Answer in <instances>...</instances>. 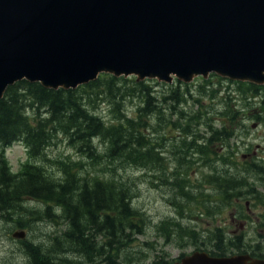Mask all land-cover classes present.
<instances>
[{
  "label": "water",
  "instance_id": "obj_1",
  "mask_svg": "<svg viewBox=\"0 0 264 264\" xmlns=\"http://www.w3.org/2000/svg\"><path fill=\"white\" fill-rule=\"evenodd\" d=\"M101 73L263 84L264 0H0V98L22 79L68 89ZM172 264L264 259L194 251Z\"/></svg>",
  "mask_w": 264,
  "mask_h": 264
},
{
  "label": "rangeland",
  "instance_id": "obj_2",
  "mask_svg": "<svg viewBox=\"0 0 264 264\" xmlns=\"http://www.w3.org/2000/svg\"><path fill=\"white\" fill-rule=\"evenodd\" d=\"M143 81L149 86V90L144 92L134 87L133 82H126L124 85L123 83L117 85V87H123L119 90L121 91L119 94L116 89H113L112 93L114 94L111 95H107L106 91L100 92L98 95L92 94L90 102L84 104V110L86 109L94 116L101 118L107 124L116 120L118 116L130 117L134 115L138 108L143 107L144 100L147 98L153 110L146 115L148 128L144 130L143 135L152 147L153 145L157 146L158 150L156 155L153 152L148 166L141 167L133 164L130 160L111 157L107 154V144L103 143L99 136H95L91 140L92 149H89L85 145L73 146L69 143L68 137L63 136V133L59 131L55 133L54 138L56 139L44 150L47 157L52 160L67 159V157L71 159L77 168L74 171L75 185L88 186V183L93 182H101L110 186L113 184L116 189L125 188L131 195V205L144 214L142 232L136 236L130 247L121 252V257H125V253L129 255L127 258L132 260V264H150L152 261L161 260V258L165 264L171 259L199 249L220 251L221 247L216 241L220 238H223L224 252L234 251L236 249L234 244L229 245V239L233 237L232 230L227 233L222 226L227 235L223 234V237L217 238L215 233L217 227L213 224L207 232H204V225H210L214 220L211 215L200 214L201 211L195 213L193 209L200 208L196 204L201 201H187L186 197L179 199L174 196V193L172 195L173 191H170L173 187L171 180L176 183L186 177L189 181L188 187L193 193L189 200H195L203 191L202 189H205L202 186L204 184L202 178L207 176L204 174L206 169L200 167V159L195 160L185 154L181 155L188 150L186 147H182V141L188 144L193 139L190 137L179 141L177 136L182 137L183 133H191L193 128L195 131H201L203 125L200 123L204 120L207 125L218 127L222 118L230 121L232 130L228 140L223 144L220 142V145L233 147L232 144L235 143L234 151L237 150L238 154H243L247 161L249 153L263 154L264 113H258V107H262L259 101L263 97L262 94L253 97L249 92L242 91L241 87L236 88L233 104L231 98L230 102L224 100L220 88H213L215 90L213 94L208 85L207 88L203 86L198 89L202 81L200 77H196L193 80L194 86L189 87V90H185V87L181 85L177 92L178 98L175 99L171 87L156 85L154 79ZM171 86L175 87L176 84ZM87 98L90 97L82 98L83 103ZM236 109L239 110L237 115L242 118L238 117L237 122L234 123L231 118L233 116L236 119ZM151 113L154 114L151 115ZM250 113H256L257 116L254 117ZM195 115L196 119H194ZM191 118L193 122L188 121ZM169 121L174 122L170 127L168 126ZM185 123H189L193 127L183 131ZM48 134L50 135L49 132ZM93 150L100 155L96 161L86 155V153H91L93 156L95 154ZM5 157L14 172H17L21 163L29 158L26 147L19 141L13 142L10 147L5 149ZM243 160L240 157V161ZM30 161L40 162L41 160L31 158ZM46 163L48 170L52 174H56V179L62 178L59 175L61 172L56 167L57 164L52 161ZM210 176L205 179H212ZM159 182H164L161 189L158 187ZM91 191L93 190L91 189ZM205 193L211 194V191L206 190ZM170 200L174 201L172 202L174 206L179 201L180 208L176 209L169 202ZM188 202L191 203V208L187 205ZM20 204L25 206L11 208L7 211L0 210V255L2 257H7L8 253L1 254V250L9 249V254H13L14 259H18L19 255H23L20 249L34 250L29 246V243H33L34 247L39 248L42 254L44 252L47 256L57 257V264H87L85 255L70 252L62 236L60 238L57 236L61 230L68 227L65 214L60 207L50 208L48 207L49 203L32 198L22 200ZM45 208L52 210L54 219L44 218L40 215ZM184 208H188L190 213L185 212ZM226 219L229 222V217ZM18 221L22 227L18 226ZM16 229H25L26 239L12 237L11 233ZM255 229L256 221H252L250 230L247 232L248 241H244V243L252 248L259 245L260 249L256 247L258 253H264V241L257 237Z\"/></svg>",
  "mask_w": 264,
  "mask_h": 264
},
{
  "label": "trees",
  "instance_id": "obj_3",
  "mask_svg": "<svg viewBox=\"0 0 264 264\" xmlns=\"http://www.w3.org/2000/svg\"><path fill=\"white\" fill-rule=\"evenodd\" d=\"M127 81L129 80L123 77L100 74L95 80L74 89H50L43 87L39 82L23 79L9 85L0 99V210L23 207L25 205L20 204V201L28 198L43 200L49 203L50 208H54V204L60 205L68 227L61 230L57 236H62L70 252L85 255L87 264H132V260L127 258L129 255L125 253V257H121V252L130 247L136 236L142 232L144 214L131 205V195L125 188L116 189L113 184L110 186L101 182L88 183V186L75 185L74 171L77 168L74 162L68 157L49 159L44 150L56 139V131L67 136L73 146L85 145L89 149H92L91 140L99 136L103 143L107 144V154L111 157L130 160L141 167L148 166L153 157V147L145 139L143 132L148 128L146 115L153 107L147 98L143 107L138 108L134 115L118 116L107 124L84 110L92 94L98 95L106 91L107 95H111L114 94L113 89L119 94L123 87L117 85H124ZM132 82L134 87L143 92L149 90V86L143 82ZM237 84L238 88L241 87L242 91L249 92L253 97L262 94L263 97L259 101L264 106V84ZM169 87L177 99L181 84ZM184 87L189 90L190 86ZM200 88L199 85L198 89ZM83 97L90 98L83 103ZM188 121L193 122V119ZM187 126L183 127V131ZM15 141H21L26 146L30 159L38 158L41 161H30L28 158L21 163L18 171L14 172L4 150ZM211 141L214 142L215 139L211 138ZM182 147L193 148L198 150L197 152L203 150V146L194 144L193 140L188 144L182 141ZM78 150L82 152L81 149ZM203 152L210 154L214 153V150L208 147ZM86 155L95 161L100 157L96 153L93 156L91 153ZM48 161L57 164L62 178L56 179V174L48 170ZM210 178L217 180L218 177ZM88 187L93 191L90 192ZM186 192L191 198V190ZM50 208L43 209L40 215L54 219ZM18 226L22 227L20 221ZM216 241L221 249H215L213 252L215 255H223V238ZM29 244L30 248L35 250L31 254L40 259L38 264H51L43 254L37 258L36 252L40 249L35 248L33 243ZM230 244H234V248H241L240 243L234 239H229ZM162 259L150 264H164ZM168 262L171 260L166 263Z\"/></svg>",
  "mask_w": 264,
  "mask_h": 264
},
{
  "label": "flooded vegetation",
  "instance_id": "obj_4",
  "mask_svg": "<svg viewBox=\"0 0 264 264\" xmlns=\"http://www.w3.org/2000/svg\"><path fill=\"white\" fill-rule=\"evenodd\" d=\"M225 81H227L228 83H226ZM175 82H177V80L174 79L171 83L156 81L155 84L169 86L170 84H173ZM207 85L210 86L211 93L215 92L213 88H220V92L224 96V100L230 102L231 98L232 103L234 104L236 97V88H238V84L236 81L212 74L209 75L206 80H203L201 87L205 86V88H207ZM213 85L216 86L212 87ZM237 112H239V110L237 111L236 109V119L233 116L231 118V120H234V123L237 122L238 117L242 118L241 116L237 115ZM261 112L264 113V106L258 107V113L260 114ZM154 113H151V115ZM250 114H252L254 117L257 116L256 113ZM223 115L225 114L223 113ZM169 122L170 123L168 124V126L170 127L174 122ZM219 123L220 126L212 127L210 125H207L206 120H204L202 123H200V125H203V129L201 131H195V128H193L191 133H183L182 137L177 136V139L179 141H181L183 138L191 137L194 144L203 146L202 151H192V149L189 148L186 152L181 153V155L185 154L187 155V157H191L195 160L200 159V167L206 169V172L204 174L207 176H219L217 180H206L205 178L207 176H204V178H202V182L204 181V184L202 186L205 189H202L203 191L199 193V197L195 200H189L192 198V196L190 198V195H188L186 192V190L190 191L188 187L189 181L186 177L181 181H176V183L171 180L173 187L170 191H173L172 195L174 193V196L179 199L186 197L187 201H201V203L196 204L200 208H196V210H193L195 211V213L201 211L200 214L211 215L215 222H212L210 225H204V232H207L208 228L213 224H215V226L217 227L216 236H223V234H226L225 230L222 229V226L226 229L227 233L232 230L231 234L233 235V237L230 239L238 241L241 248H236L231 252H224L222 256L247 253L253 258L264 259V253H258V249H260L259 245H256V247L258 248L257 249L256 247H249V245H246L244 243V241H248L247 232L250 230V224L252 223V221H256L255 230L257 237L264 241V151L262 150L263 154L249 153V160L247 161V158L243 154L240 155L238 154L237 150L234 151V149L236 148L235 143L232 144L233 147H225L220 145V142L222 144L225 143L231 136L232 128L230 125V121L228 122L225 119L221 118ZM185 126H187L185 130H190V127H193L189 125V123H185ZM211 138L215 139V141L212 142ZM156 147L157 146L153 145L154 155L158 154V150L156 149ZM208 147H210L211 150H214V153L206 154L205 152H203ZM217 149H219L218 152ZM240 157H242L244 160L240 161ZM158 185V187H160L159 189H161L164 186V182H159ZM206 190L211 191V194L205 193ZM169 202H171L172 204V202L174 201L170 200ZM187 205L191 208V203L188 202ZM56 206L62 209L60 205H53V207ZM174 207L176 209L180 208L179 201ZM184 210L185 212L190 213L188 208H184ZM193 217L195 218V216ZM227 217H229V222L226 219ZM20 250L23 255H19L18 259H14V255L9 254V249L1 250V254H4L6 252L8 253V256L2 257V255H0V264H38V262L40 261V259L35 258V255L31 254V252L35 250ZM206 251H208L209 254L212 255L208 249ZM41 254V250H37V258ZM43 255L44 258L47 259L51 264L58 263L57 257L47 256L44 252ZM176 258L172 259V261L174 262Z\"/></svg>",
  "mask_w": 264,
  "mask_h": 264
}]
</instances>
